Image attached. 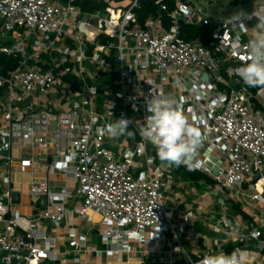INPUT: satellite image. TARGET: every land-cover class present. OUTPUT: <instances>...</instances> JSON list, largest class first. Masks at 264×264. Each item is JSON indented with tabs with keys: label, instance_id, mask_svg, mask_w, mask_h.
Instances as JSON below:
<instances>
[{
	"label": "built area",
	"instance_id": "2783aa9c",
	"mask_svg": "<svg viewBox=\"0 0 264 264\" xmlns=\"http://www.w3.org/2000/svg\"><path fill=\"white\" fill-rule=\"evenodd\" d=\"M83 1L0 0L2 30L27 29L16 44L0 45V53L19 59L0 74V264H81L88 257L124 264L164 252L171 257L163 264H200L205 254L233 251L245 264H264V87L252 92L237 74L249 60L264 0L251 1L243 25L204 16L187 0H170L172 9L155 0L163 16L148 12L142 20L144 0H90L91 12ZM184 25L210 27L208 44L184 39ZM114 56L118 78L105 98ZM152 94L204 133L194 170L213 180L219 196L211 204L207 195L195 207L167 203L172 167L156 162V149L138 132ZM121 117L132 121L135 137L118 145L102 129ZM231 199L242 209L233 219L225 215ZM203 216L214 218L207 222L212 246L192 255L181 239H207L192 224ZM76 217L104 225L101 249L78 233Z\"/></svg>",
	"mask_w": 264,
	"mask_h": 264
},
{
	"label": "clouds",
	"instance_id": "9594fccd",
	"mask_svg": "<svg viewBox=\"0 0 264 264\" xmlns=\"http://www.w3.org/2000/svg\"><path fill=\"white\" fill-rule=\"evenodd\" d=\"M255 17L258 20L256 35L247 46L249 60L237 69L243 84L253 88L264 87V16ZM244 18H250L249 14L237 12L228 19L231 23L243 25ZM146 110L147 115L138 129L141 138L154 146L162 164L168 167L185 166L194 170L205 138L202 130L164 97L152 94L146 101ZM131 123L132 121L121 117L105 125L102 131L108 138L125 135L134 138L135 132L129 127ZM245 260L246 256L237 251L231 254L219 252L205 254L200 264H245Z\"/></svg>",
	"mask_w": 264,
	"mask_h": 264
},
{
	"label": "rangeland",
	"instance_id": "374dc122",
	"mask_svg": "<svg viewBox=\"0 0 264 264\" xmlns=\"http://www.w3.org/2000/svg\"><path fill=\"white\" fill-rule=\"evenodd\" d=\"M62 1H66V0H62ZM196 10L200 11V13L204 16H207L213 20H218V19H224V20H228V18L230 16H232L233 14L237 13V12H244L247 13L250 11L251 9V4L250 5H241V0H187ZM253 2H256L258 0H252ZM67 4H64V6H66ZM84 10V9H83ZM87 12H91V10L87 9ZM140 12V11H139ZM159 15L163 16V12H158ZM142 20V19H141ZM93 25H96V19L93 18L92 20ZM2 24H3V20L0 18V45L1 44H5L7 46H12L14 44H16L18 42V35H26L27 34V29L26 28H22V29H18L15 28L13 31H4L2 30ZM35 35H32L29 37V40L27 41V51L28 54H30L32 52L33 49V42L35 41ZM247 37L243 36L242 40L246 41ZM92 48V47H91ZM58 56V55H56ZM115 56L112 58H108V62L112 63V68L113 69H108V73L107 76L104 78V84L107 85L109 88L112 87L113 85V81L116 80V78H118V73L116 72L117 70V64L115 62ZM31 65H34V62L30 63ZM225 68H223L222 71V77L221 79L224 80L225 78L228 79V76L224 70ZM115 70V71H114ZM103 71L98 72V76L101 77L103 75L102 73ZM115 72V74H113ZM2 74V73H0ZM101 79V78H100ZM98 87L101 89L103 87V85H101L99 82L97 83ZM218 85V84H217ZM244 85V84H243ZM245 87H247L250 91L255 92L256 89L258 87H248L246 85H244ZM222 87V86H220ZM102 90V89H101ZM104 90V89H103ZM112 91L113 88H111L107 93L104 94L105 98H111L112 97ZM1 107V106H0ZM126 138L125 136H120L117 137L118 140V145L120 143H122V140ZM117 144L111 146L108 142L105 143V147L108 149H111L113 151L117 150L118 147ZM155 160L157 163L161 162L157 156V154L155 153ZM143 168H146V166L144 165ZM200 175H198L195 178H193L190 174H188L186 171L181 170L179 172L175 171L172 169V175L174 177V185L173 188L165 193V196L167 197V203L171 206H176V204L174 203V193L177 192L176 195H181V198L184 197L185 198H189L190 200H195L197 198H201V194H208V199L210 201H212L213 199H216L217 196L216 192H214L215 190L210 186L211 184H213V180L208 177V175L202 174L199 172ZM182 183V185L180 186L179 184ZM63 183H57L56 185H62ZM193 188V191L191 192L189 189ZM246 189V186H245ZM247 191V189H246ZM224 191L220 192L221 195H223ZM233 199L228 200L227 204H228V211L225 212V215L230 218L233 219V213H235V211H231L232 206H233ZM75 202V206H79L80 202L78 200H74ZM211 208L217 212V217H221L223 214H220V208L217 205L212 204ZM219 213V214H218ZM177 215V213H176ZM235 216L238 217V214L235 213ZM175 222L180 223V221H178L175 217L174 219ZM214 223V218H209L206 216H203L202 220L197 222L196 220H194L192 222V224H196L198 227V230L200 231V233L202 235H207V239L206 240H202L198 242V246H193L187 242L184 241V239H181L182 243L184 244L185 249L188 251V253L194 255L195 252L199 251L200 249H203L204 246H212V232L211 229L208 227V223ZM66 221H64L62 223V226L66 225ZM75 225L78 226V233L84 236H89L90 241L92 246L97 247L98 249H101L102 246V231L104 229V225H93L91 223H87L84 220H81L79 217H76L75 221H74ZM168 239L170 240L169 244H173V234L172 233H168L167 234ZM145 237H149L148 234H145ZM264 237V236H263ZM255 243H252L251 246H255ZM170 245H168L166 247V249H170ZM161 246H158V249H160ZM146 249H148V246H146ZM222 249L221 246H217L216 250L220 251ZM229 251V250H228ZM73 255L68 256V258H70L69 260H71ZM142 259V264H163L162 259H167L169 257H171V255L169 253L164 252L161 256L159 254L155 255L154 258L151 260V258L148 257H142L140 256ZM89 259L87 260V258H84L81 262V264H104L106 263L107 259L110 258H103V259H99V260H91L90 257H88ZM127 256H124V259L126 260ZM113 260V259H112ZM135 262V261H134ZM162 262V263H161ZM113 264H120L119 262L113 260ZM126 264V263H124ZM175 264H184L183 262H177Z\"/></svg>",
	"mask_w": 264,
	"mask_h": 264
},
{
	"label": "trees",
	"instance_id": "16d2710c",
	"mask_svg": "<svg viewBox=\"0 0 264 264\" xmlns=\"http://www.w3.org/2000/svg\"><path fill=\"white\" fill-rule=\"evenodd\" d=\"M154 1L155 0H144L142 2L141 11L139 12L141 19L148 12H153L155 15H159L158 8H156V6H154V4H153ZM166 2L169 4L171 9L174 8V3H171L170 0H166ZM79 4H80L81 8L84 10L94 9V3H92V1H90V0L83 1ZM210 32H211L210 27H199V26H193V25L192 26L184 25V26H182L181 36L186 40L199 38L207 45L209 42V39H210ZM18 64H19L18 57L9 56V55L0 53V73L5 74L8 70H14L18 67ZM172 169L177 171V172L184 170L195 179L198 175H200L199 171L189 170L185 166H180V167L173 166ZM235 205L236 204L233 203L232 208H235ZM237 210L242 212V209H240L238 207H237Z\"/></svg>",
	"mask_w": 264,
	"mask_h": 264
},
{
	"label": "crops",
	"instance_id": "0c3cea01",
	"mask_svg": "<svg viewBox=\"0 0 264 264\" xmlns=\"http://www.w3.org/2000/svg\"><path fill=\"white\" fill-rule=\"evenodd\" d=\"M242 5V4H241ZM180 186L182 185V183H180L179 184ZM191 192L193 191V188H190L189 189ZM215 192V191H214ZM177 194V192H175L174 193V203L176 204L177 202H182V204L183 205H181L180 207V209H184L185 208V206L186 205H188V206H192V207H195L196 206V203H199V202H201V199H202V197L203 196H205V195H208V194H201L202 196H201V198H197V199H195V200H190L189 198H185L184 199V197H182L181 198V195H176ZM207 198H208V196H206ZM203 204V203H202ZM237 207H238V205H236L235 206V208H232L231 209V211L233 210V211H235V213H237L238 214V216L239 215H241L240 214V211H238L237 210ZM235 213H233V217H236L235 216ZM82 220V219H81ZM196 228L198 229V227H197V225H196ZM207 236V235H206ZM214 236V235H213ZM202 240H206V239H203V238H200V241H202ZM198 242L199 241H195L193 244H191V245H193V246H198ZM190 244V243H189ZM184 245V244H183ZM96 260H99V259H96ZM142 259H141V257L140 256H135L130 262H137L136 264H140V261H141ZM129 262V263H130Z\"/></svg>",
	"mask_w": 264,
	"mask_h": 264
},
{
	"label": "water",
	"instance_id": "95a60500",
	"mask_svg": "<svg viewBox=\"0 0 264 264\" xmlns=\"http://www.w3.org/2000/svg\"><path fill=\"white\" fill-rule=\"evenodd\" d=\"M250 2H251V0H241V4H242V5H249ZM213 172H214L215 174H218V173H219V170H218V169H214Z\"/></svg>",
	"mask_w": 264,
	"mask_h": 264
},
{
	"label": "bare ground",
	"instance_id": "6f19581e",
	"mask_svg": "<svg viewBox=\"0 0 264 264\" xmlns=\"http://www.w3.org/2000/svg\"><path fill=\"white\" fill-rule=\"evenodd\" d=\"M100 219V217L98 216V215H96V214H93V220H95V221H97V220H99ZM137 262H130V263H126V264H136Z\"/></svg>",
	"mask_w": 264,
	"mask_h": 264
}]
</instances>
